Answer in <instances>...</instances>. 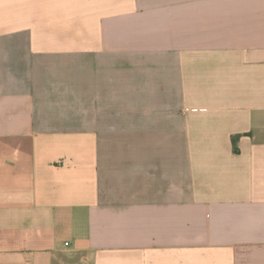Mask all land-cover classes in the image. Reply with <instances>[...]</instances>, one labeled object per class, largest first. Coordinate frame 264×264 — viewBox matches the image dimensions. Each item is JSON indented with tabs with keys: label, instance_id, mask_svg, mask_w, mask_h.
Returning <instances> with one entry per match:
<instances>
[{
	"label": "crops",
	"instance_id": "1",
	"mask_svg": "<svg viewBox=\"0 0 264 264\" xmlns=\"http://www.w3.org/2000/svg\"><path fill=\"white\" fill-rule=\"evenodd\" d=\"M0 264H264V0H0Z\"/></svg>",
	"mask_w": 264,
	"mask_h": 264
}]
</instances>
